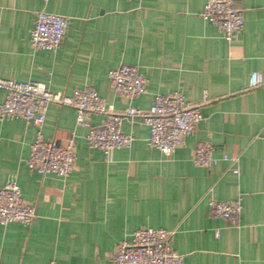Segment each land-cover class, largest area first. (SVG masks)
<instances>
[{"label": "crops", "instance_id": "0c3cea01", "mask_svg": "<svg viewBox=\"0 0 264 264\" xmlns=\"http://www.w3.org/2000/svg\"><path fill=\"white\" fill-rule=\"evenodd\" d=\"M205 1L0 0V79L63 95L91 89L114 112L147 110L155 95L173 92L190 103L208 98L202 121L169 157L149 145L145 125L125 121L131 146L105 156L87 147L73 109L50 105L43 137L74 144L76 169L65 179L26 168L33 125L0 121V188L14 180L35 209L30 225H0V263L111 264L120 241L153 228L172 233L184 264H264V87L247 89L252 73L264 76V0H233L244 20L233 43L201 18ZM40 11L68 21L53 52L30 46ZM121 65L146 78L144 95L126 101L110 89L108 72ZM103 120L89 118L93 126ZM198 142L212 144L211 168L192 164ZM223 156L238 157L237 175ZM237 198V226L209 215V199Z\"/></svg>", "mask_w": 264, "mask_h": 264}, {"label": "built area", "instance_id": "2783aa9c", "mask_svg": "<svg viewBox=\"0 0 264 264\" xmlns=\"http://www.w3.org/2000/svg\"><path fill=\"white\" fill-rule=\"evenodd\" d=\"M201 18L217 28L228 43L237 42L244 28L242 10L233 0H206ZM67 28L66 18L37 12L29 35L31 48L34 51H55L62 44ZM107 78L110 89L126 101L146 93L147 80L135 66L121 65L109 71ZM260 87H264V76L254 72L249 76L247 89ZM0 91L5 94L0 102V121L22 120L36 128L25 160L28 171L41 177L54 175L59 179L67 178L76 169V155L71 138L59 141L43 137L41 127L50 105L73 109L76 126L87 130V147L99 150L105 156L114 150L131 146L132 135L121 130L125 121L145 125L149 130V145L161 156L169 157L196 130L203 118L201 107L208 102V98L203 96L201 102L190 103L180 92H173L155 95L147 110L128 106L122 112H114L91 89H74L70 95H63L51 92L39 82L0 79ZM91 115L102 116L104 120L100 125L93 126L89 122ZM213 151L210 142H198L194 148L192 164L211 168L217 163ZM222 160L229 163L233 174H238V157L223 156ZM207 209L213 218L237 226L242 209L241 199L229 202L209 199ZM34 218V206L24 203L16 182L8 180L0 188V225H30ZM171 235L164 229L137 230L131 235L130 241L123 240L116 245L111 264H184L183 256L173 252L170 247Z\"/></svg>", "mask_w": 264, "mask_h": 264}]
</instances>
